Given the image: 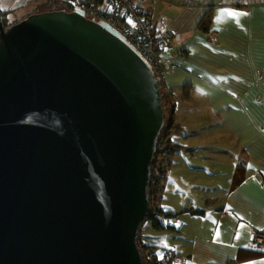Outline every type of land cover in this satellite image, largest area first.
Here are the masks:
<instances>
[{
  "label": "water",
  "instance_id": "95a60500",
  "mask_svg": "<svg viewBox=\"0 0 264 264\" xmlns=\"http://www.w3.org/2000/svg\"><path fill=\"white\" fill-rule=\"evenodd\" d=\"M166 120L137 49L80 10L0 36V264H144Z\"/></svg>",
  "mask_w": 264,
  "mask_h": 264
},
{
  "label": "crops",
  "instance_id": "0c3cea01",
  "mask_svg": "<svg viewBox=\"0 0 264 264\" xmlns=\"http://www.w3.org/2000/svg\"><path fill=\"white\" fill-rule=\"evenodd\" d=\"M140 12L174 35L161 52L170 61L174 136L186 133L178 124L186 111H197L203 128L199 143H180L183 159L199 169L178 186L188 197L181 213L202 205L207 219L201 235L182 242V264H264V251L254 249L264 245L252 242L264 233V0H152ZM206 16L210 29H199ZM209 165L213 174L205 175Z\"/></svg>",
  "mask_w": 264,
  "mask_h": 264
},
{
  "label": "rangeland",
  "instance_id": "374dc122",
  "mask_svg": "<svg viewBox=\"0 0 264 264\" xmlns=\"http://www.w3.org/2000/svg\"><path fill=\"white\" fill-rule=\"evenodd\" d=\"M32 0H26L24 4L28 5L30 4ZM48 1V0H45ZM53 10L57 11H67L70 8V5L67 3V0H59L58 3H52ZM107 5L103 4L101 6V9L106 10ZM168 62H170L168 60ZM170 65V63L168 64ZM165 67V82L160 83V86L163 87L165 92H168V82H167V67ZM202 109L201 104H198L197 110ZM169 117V116H167ZM178 124H182L186 133L182 134L180 138V141L178 140V137L174 136L175 141L181 143V144H193V143H199L203 139H201V136L199 134L200 128L203 129L199 124V117L198 113H190L188 111L181 113L178 119ZM184 153L180 154H173L170 156H165L163 159H161L162 167L163 169H166V188L163 192V198L160 201V205L162 206L163 212L166 214H172L169 212V207H173L175 205V209L177 212L174 214L175 216L172 217H165L163 215L159 216V219L164 224L162 228H155L153 226V223L149 220H146L142 224L141 232H140V241L144 244H159L166 249H172L177 250L181 255V248H183L182 242L186 239V236L190 238L196 239L198 237V234L201 235V225H205L207 219H204V207L201 205L200 210L198 208L186 212L181 213V206L182 203L185 204V202H188L187 195H184L183 193H178L179 188L181 189V186L183 185L182 181L184 182H194L191 179V175H198L199 169H193L189 166L188 160L186 158V161L184 158ZM172 161H175V163H171ZM208 170L205 173L208 174L213 170V166L209 165L207 166ZM213 174V173H210ZM201 177L202 173L200 174ZM214 175L207 176V180H210L213 182ZM196 186L199 188L200 185H202V182H197ZM179 186V188H178ZM179 212V213H178ZM205 221V222H204ZM173 224V225H168ZM213 225V224H211ZM172 226V227H169ZM213 231V230H212ZM185 243V242H184ZM159 249V248H158ZM163 248L160 247L158 252H160ZM175 250V251H176Z\"/></svg>",
  "mask_w": 264,
  "mask_h": 264
},
{
  "label": "built area",
  "instance_id": "2783aa9c",
  "mask_svg": "<svg viewBox=\"0 0 264 264\" xmlns=\"http://www.w3.org/2000/svg\"><path fill=\"white\" fill-rule=\"evenodd\" d=\"M149 1L152 0H67V3L72 11L80 10L88 19L104 22L117 30L147 60L162 83L169 62L161 52L171 45L174 35L170 29L157 30L155 21L141 14L140 6ZM103 4L108 6L106 10L101 9ZM252 242L264 245V233H254ZM182 263L183 259L172 249H163L147 260V264Z\"/></svg>",
  "mask_w": 264,
  "mask_h": 264
},
{
  "label": "trees",
  "instance_id": "16d2710c",
  "mask_svg": "<svg viewBox=\"0 0 264 264\" xmlns=\"http://www.w3.org/2000/svg\"><path fill=\"white\" fill-rule=\"evenodd\" d=\"M98 5H100V2H98ZM67 11H72V10L69 8V10ZM205 18L199 23L198 27L199 29L209 30L211 25H208V19L210 17L206 16ZM161 94H162V106L166 120V125L160 135L158 142V151L156 152L152 163L153 174L149 186L150 216L148 219H146L151 221L153 223V226L157 229L162 228L164 225L159 219V216L161 215L165 217L175 216L174 215L175 213L172 214L164 213L162 206L160 205V201L163 198V192L166 188L165 183L168 176L164 174L166 173V169H163L161 159H163L165 156H170L175 153L178 154L181 152L182 149H184V147L174 139V135L176 134L177 131L180 130V127L176 124V117H175L176 102L174 96L169 92H165L163 87H161ZM168 225H173V224H168ZM141 228H140V232H141ZM138 244L140 246L141 251L144 254V264H147V260L150 255H153L154 253L155 254L159 253L158 250L160 249V247L166 249L165 247L159 244H144L140 241V239L138 241ZM254 249L256 250V252L258 250L264 251V250H260L259 248H254ZM262 255H264V252L260 256Z\"/></svg>",
  "mask_w": 264,
  "mask_h": 264
},
{
  "label": "flooded vegetation",
  "instance_id": "af4514ba",
  "mask_svg": "<svg viewBox=\"0 0 264 264\" xmlns=\"http://www.w3.org/2000/svg\"><path fill=\"white\" fill-rule=\"evenodd\" d=\"M25 1L0 0V36L31 16L57 11L52 9V3L59 2V0H32L30 4L26 5Z\"/></svg>",
  "mask_w": 264,
  "mask_h": 264
},
{
  "label": "snow or ice",
  "instance_id": "6c2138e0",
  "mask_svg": "<svg viewBox=\"0 0 264 264\" xmlns=\"http://www.w3.org/2000/svg\"><path fill=\"white\" fill-rule=\"evenodd\" d=\"M231 15H241V14H237V13H230ZM131 22V21H130Z\"/></svg>",
  "mask_w": 264,
  "mask_h": 264
}]
</instances>
